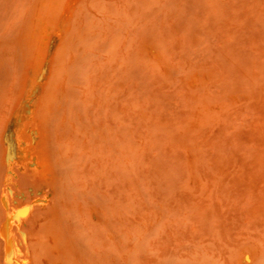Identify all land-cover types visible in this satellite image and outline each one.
Here are the masks:
<instances>
[{
	"label": "rangeland",
	"instance_id": "374dc122",
	"mask_svg": "<svg viewBox=\"0 0 264 264\" xmlns=\"http://www.w3.org/2000/svg\"><path fill=\"white\" fill-rule=\"evenodd\" d=\"M4 194L12 264H264V0H0V264Z\"/></svg>",
	"mask_w": 264,
	"mask_h": 264
},
{
	"label": "bare ground",
	"instance_id": "6f19581e",
	"mask_svg": "<svg viewBox=\"0 0 264 264\" xmlns=\"http://www.w3.org/2000/svg\"><path fill=\"white\" fill-rule=\"evenodd\" d=\"M51 1V0H50ZM56 1V0H55ZM57 4V3H56ZM51 5V4H50ZM49 5V6H50ZM51 6H54L51 5ZM54 7H57V5H55ZM53 8V7H51ZM50 11V10H49ZM56 12V11H55ZM65 12V17H64V20H68L69 17L71 16L72 14V9L67 7L66 10L64 11ZM52 13V12H51ZM53 14H56V13H52ZM49 15V13H48ZM54 16V15H53ZM56 16V15H55ZM63 18V17H62ZM55 19V18H53ZM52 21V20H51ZM38 22L40 24V40H39V43L41 45L42 48H44L46 46V42H47V39H48V26L51 25V22L50 21H47L46 19L43 18V16L39 15L38 16ZM30 123L32 124L33 122L30 121ZM35 124V123H34ZM37 124V123H36ZM33 126V125H32ZM34 127V126H33ZM32 127V128H33ZM37 127V126H36ZM35 128V127H34ZM23 131V129L21 130ZM22 133V132H21ZM30 135V134H29ZM20 139V138H19ZM22 139V138H21ZM32 139V138H31ZM31 139H29L28 135L26 136V146H25V150L27 151V155L29 157V161H28V165H26L28 168H30L32 171L34 172H38L42 170V165L44 163V160H43V156L41 154V151L39 150L38 146L36 144H34ZM43 145V144H42ZM44 151V150H43ZM47 156V155H46ZM47 158V157H46ZM8 162V161H7ZM26 162V161H25ZM11 165V164H9ZM25 165V164H24ZM46 165V164H45ZM24 167V166H23ZM26 167V168H27ZM10 168V167H9ZM25 168V169H26ZM44 168V167H43ZM45 171V170H44ZM28 172V170H27ZM32 174V173H31ZM34 174V173H33ZM45 174V173H44ZM42 177V176H41ZM46 176L44 175L43 178H45ZM11 203V202H10ZM3 204L5 206V210H6V216H5V220L2 224V227H1V235L5 241V257H6V261L7 263L6 264H12L13 262H17V260H19L18 262H20V259H22L25 255V246L23 244H20L19 242H17V239H16V235L17 233H21L24 238L25 237V233H24V229L22 227V224H23V219L22 217L19 215V213H15L14 214V206H10L9 202H8V199L6 197V195L4 194L3 195ZM38 204V203H37ZM21 205V204H20ZM25 212V210H24ZM27 212V210H26ZM13 217H17V220H13ZM25 218V217H24ZM41 224V223H40ZM39 224V226H40ZM37 225V224H36ZM46 225H49L46 223ZM35 226V225H34ZM38 226V227H39ZM42 226V224H41ZM40 226V227H41ZM44 227V226H43ZM34 228V227H33ZM54 228V227H52ZM57 228V227H56ZM41 229V228H40ZM47 229H49V226L47 227ZM46 229V230H47ZM59 229V228H58ZM39 230V229H38ZM37 231V230H36ZM57 230H54L53 231H48V234L50 235V237H53L52 240H49L50 238L48 236L45 237V239L47 240L48 244L52 241L54 242L55 246L54 247H58V249L60 248V246H58L59 242H60V236L58 234V231L56 232ZM52 232V233H51ZM60 232V230H59ZM47 233V232H46ZM37 234L38 231H37ZM36 234V235H37ZM41 235V234H40ZM38 235V237L40 236ZM62 235V234H61ZM42 237V236H40ZM23 239V238H22ZM41 239V238H40ZM41 241V240H40ZM62 241V240H61ZM61 243V242H60ZM62 248H60V251ZM52 250V249H50ZM56 251V250H55ZM52 253V251H50ZM59 252V250H58ZM61 253V252H59ZM63 253V252H62ZM54 255V254H53ZM60 254L58 255H54V257H51V259H49V261L47 262L48 264H59V262L61 261V257H59ZM25 258V257H24ZM23 258V260H25ZM67 258V257H66ZM64 259V257H63ZM66 260V259H65ZM64 260H62L63 262ZM66 262V261H65ZM69 261H67L68 263ZM76 262V261H74ZM41 264H43V260L40 258V262ZM71 263V261H70ZM24 264V263H23ZM66 264V263H65ZM72 264V263H71ZM76 264V263H75Z\"/></svg>",
	"mask_w": 264,
	"mask_h": 264
}]
</instances>
